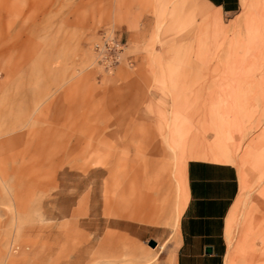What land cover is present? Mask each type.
I'll return each mask as SVG.
<instances>
[{"label": "rangeland", "instance_id": "1", "mask_svg": "<svg viewBox=\"0 0 264 264\" xmlns=\"http://www.w3.org/2000/svg\"><path fill=\"white\" fill-rule=\"evenodd\" d=\"M175 1L0 0V264H175L167 166L182 197L211 151L239 174L225 264H264V26Z\"/></svg>", "mask_w": 264, "mask_h": 264}, {"label": "crops", "instance_id": "2", "mask_svg": "<svg viewBox=\"0 0 264 264\" xmlns=\"http://www.w3.org/2000/svg\"><path fill=\"white\" fill-rule=\"evenodd\" d=\"M193 1L176 0L174 9L196 7V15L199 14L204 20L206 14L214 10H219L223 17V14L236 13L239 6L241 8L240 0ZM189 11L181 13L179 19ZM185 165L187 188L182 191V197L172 161L167 166L174 199L178 201L175 264H225V225L239 192L238 170L231 162L218 163L203 159H191Z\"/></svg>", "mask_w": 264, "mask_h": 264}, {"label": "bare ground", "instance_id": "3", "mask_svg": "<svg viewBox=\"0 0 264 264\" xmlns=\"http://www.w3.org/2000/svg\"><path fill=\"white\" fill-rule=\"evenodd\" d=\"M240 1H241V6L243 8H246L249 0H240ZM254 11L256 14L258 13V15L251 13L245 21L246 22L245 26L249 30L250 29L259 30L261 27L264 26V0H255ZM221 14L222 13L219 10L215 13L211 12L209 14H206L202 22V25L206 28L212 25L216 27H220L222 23ZM195 159H203V160H208V161L218 162V163H226V162L232 161L231 156L221 151H211V152L202 153L198 155L197 157H195ZM185 167L186 165L182 167L183 168L182 176H183V181L186 187ZM234 263H235V259H233L232 257L229 258L227 264H234Z\"/></svg>", "mask_w": 264, "mask_h": 264}, {"label": "water", "instance_id": "4", "mask_svg": "<svg viewBox=\"0 0 264 264\" xmlns=\"http://www.w3.org/2000/svg\"><path fill=\"white\" fill-rule=\"evenodd\" d=\"M150 246L151 247H154L155 246V243L154 242H150Z\"/></svg>", "mask_w": 264, "mask_h": 264}]
</instances>
